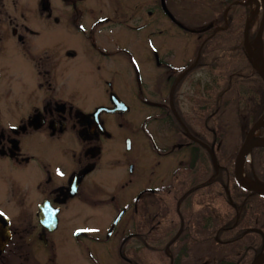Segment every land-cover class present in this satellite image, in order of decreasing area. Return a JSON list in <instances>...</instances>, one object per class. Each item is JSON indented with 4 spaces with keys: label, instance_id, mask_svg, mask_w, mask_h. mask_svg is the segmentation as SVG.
<instances>
[{
    "label": "flooded vegetation",
    "instance_id": "obj_1",
    "mask_svg": "<svg viewBox=\"0 0 264 264\" xmlns=\"http://www.w3.org/2000/svg\"><path fill=\"white\" fill-rule=\"evenodd\" d=\"M169 4L0 0V264L235 263V238L224 239L216 224L205 228L200 214L218 199L208 188L215 176L204 181L201 160L189 174L193 153L187 130L171 126V112L183 125L182 117L189 115L179 98L186 79L207 67H198L199 53L189 65L186 46L177 50L170 38L157 47L156 8L177 27L200 38L203 31L184 27ZM156 68L166 75L147 80ZM131 116L143 118L142 124L124 129ZM156 123L175 131L174 144L157 136ZM189 132L217 153L216 138ZM141 146L152 155L143 166ZM174 154L177 163L163 160ZM213 167L219 174L221 168ZM75 177L82 178L76 192ZM99 181L117 192H83ZM91 196L114 209V220L73 221L95 215L85 204L91 206ZM185 197L191 199L190 212ZM170 214L179 225L164 222ZM261 220V226L251 227L263 232L254 231L263 241L257 254L264 245V209ZM208 229L227 245L223 256H209Z\"/></svg>",
    "mask_w": 264,
    "mask_h": 264
},
{
    "label": "trees",
    "instance_id": "obj_2",
    "mask_svg": "<svg viewBox=\"0 0 264 264\" xmlns=\"http://www.w3.org/2000/svg\"><path fill=\"white\" fill-rule=\"evenodd\" d=\"M221 1H224L226 9L214 17L213 22L210 23L212 26H206L202 32H199L201 34L206 33V36L198 46L197 53H199L200 57L198 67H207L210 70L211 79L206 82L202 81L204 83L196 82V94L189 97L190 108L194 114L182 117L184 125L171 112L172 128L182 133L183 128L193 131L196 130V126H199L202 132L199 135L200 138L204 140L207 138L209 141H213L216 138L217 148H219V143L222 139L219 134L222 119L219 121V115L225 107L233 103V100L229 97L236 95V109L240 113H242L241 110L244 111L245 115H239L238 122L240 126L243 122V137L257 122L262 112H264V81L253 66L244 44V29L250 7L249 5L240 3L246 0ZM235 1H239V3L230 7ZM229 7L228 18L225 19L224 11ZM256 33L257 29L254 32H250L249 38L254 39ZM252 72L254 73V77L260 81V87L250 86L249 83L253 81V77L250 75ZM175 80V78L171 79L170 83L173 84ZM245 131L247 132L245 133ZM187 140L192 145L190 150L193 153V163L189 174H195L197 167L196 160H201L199 164H203L204 181L207 182L210 177L215 176L213 189L210 186L208 187L211 198H225L229 209V213H227L225 219L220 215L216 218L213 213L206 214L203 218L205 228L213 227L216 224L224 239L235 238V253L233 255L235 263L242 253H246L247 250H253L252 247H254L253 255L248 259L252 261L259 252L263 241L260 234L255 232H248L246 234V231L251 227L261 226V211L264 209V196L246 190L236 180L234 168L239 149L237 148L235 153L231 157L225 158V160L220 158V151L217 150L221 171L219 174H216L207 150L200 144L192 142L190 138H187ZM200 152H202V158ZM254 157L259 178L264 181V174L260 172V166L262 163L264 164V147L256 148L254 150ZM226 185H228L231 198L227 194ZM206 187L207 185L205 184L204 188ZM190 200L188 197H185L186 209L189 212L191 206ZM204 234L205 239H208L210 242L211 248H209V251L211 254L209 256H223L227 245L220 244L219 240L215 238V233L210 229L205 230ZM250 237L249 242L252 244L253 239V244L248 248L240 247L241 242ZM232 263L235 264L234 262Z\"/></svg>",
    "mask_w": 264,
    "mask_h": 264
},
{
    "label": "rangeland",
    "instance_id": "obj_3",
    "mask_svg": "<svg viewBox=\"0 0 264 264\" xmlns=\"http://www.w3.org/2000/svg\"><path fill=\"white\" fill-rule=\"evenodd\" d=\"M168 1L170 2V4L168 5L169 11L174 13V15L180 20L181 24L182 25L184 24L183 25L184 27L193 28V29L199 28V27L204 28L210 25V23L213 22L214 17L217 14H219V12L226 9V6L224 7V1H221V0H167V2ZM261 1H262L261 6L259 7L255 16L253 17H251V13L253 11L252 1L251 0L243 1L244 5H249L250 7L249 13L247 14V18H249V22H250V32H254L256 31V29L258 30L260 26V22H261L262 15H263V8H264V1L263 0ZM229 9L230 7L226 11H224L225 19L228 18ZM155 28H156V33H157L156 35L157 47L160 46L159 43L161 42V40L168 39V38L172 39L171 43L172 45H175V48L177 50L186 46L185 52L187 53V56H188L187 60H189L188 61L189 65L192 63L197 53L200 42L206 36V33H204V34H201V38H200L199 34H193L183 28L177 27L175 24H173L167 18H165V16L160 12L158 8H156ZM164 34H172V36L167 37ZM162 49L164 48L161 46V50ZM246 50H247L248 56L250 57L252 61V50L253 49L246 48ZM206 70L208 69L204 68V69H199V70L192 72L189 75V77L186 79V82L183 85V87L181 88L180 97H179L180 104L182 105L184 110H188L187 112L189 115L193 114L192 110L190 109L189 97L196 94V89H195L196 84H197L196 82L200 83L202 81L206 82V80H208L207 75L205 76V74H207ZM162 75L165 76L166 73H163V72L161 73L156 68L155 74H153V77H148L147 80H152V81H154V79L156 81L162 80L163 79ZM250 75H252L253 77V81L251 83L248 82L250 86L260 87L261 86L260 81L254 77V73L252 72ZM151 89H153V86L149 88V90ZM229 98L233 100V103L225 107L220 112V115H219V121L222 119V125H221V128H219V131H220L219 134L221 135L222 139L219 143V148H217V146L216 148L217 150L220 151L219 152L220 158L222 160L223 159L225 160V158L231 157L233 153H235L237 148L239 149L241 147L247 135L246 133L247 131H245L246 135L244 137L242 136L244 133L243 122L241 126L240 124H238L239 115L244 116L245 115L244 111L241 110L242 113H240V111L236 109L237 107L236 95L234 97H229ZM145 113H146V110H145ZM263 115H264V112H262V115L260 117H262ZM137 122L141 125L143 122V118H141L140 120H135L132 118V116L129 117L126 120L124 129H130V128L133 129ZM195 128L198 132L202 134L199 126H196ZM156 132H157V136L161 138V140H163L165 144H168V145L174 144L173 139H174L175 131L170 129L169 126H160L158 125V123H156ZM254 137H257L259 140H264V124H263L262 129L259 128L255 132ZM141 152L143 156L146 155V158H141L140 165L141 166L147 165L148 162H151L152 155L147 157L149 149H147L146 146H141ZM189 153L190 151L188 149V155ZM163 160L166 163H170V164L177 163L179 160V154H174L171 157L165 158ZM255 164H256V161H255V157L253 153V156L249 157L244 163L243 169L245 172V177L249 181L254 182V183H259L261 182L260 181L261 179L259 178L258 169L255 166ZM59 168L60 166L57 167V171L61 172ZM260 172L264 174V164L263 163L260 166ZM83 192H95L93 195H96V194H103L104 192H107L108 194H114L117 191L115 188H112V189L105 188L104 185L101 184L99 181V182H95V185L92 184L91 188L90 187L85 188ZM228 192L230 193L229 188H228ZM96 197L97 196H91V199H92L91 206L88 203H85L87 204V207L90 208V212L95 215L76 216L73 218V221L76 224H79L80 222H82L85 225H88V224L96 225V224H102V222H104L106 219L107 220L104 222V224H108L110 220H114L116 216L114 209H112L111 206L106 204L104 200L99 201ZM226 202L227 201L225 200V198L220 197L217 199L215 203H210L206 205L205 207H203V209H200V214L201 215L203 214V217L206 214H210V213H213L214 215H216V213L213 211L214 209L218 213V215L216 216L219 217L220 215L222 217L224 214L229 213V209L227 207ZM170 219H172V221L175 224L179 225L180 220L178 219L176 214L175 215L170 214V216L165 218L164 222L169 224ZM250 239L251 237L243 240L240 244L241 245L240 247L248 248L250 245H252L253 243L251 244L249 242ZM252 248L253 250H247L246 253H242L239 256L238 260L242 261L241 264H244L249 259L250 256L252 257L253 252H254V247ZM194 256H196V253H194ZM213 262H215V259H213Z\"/></svg>",
    "mask_w": 264,
    "mask_h": 264
},
{
    "label": "water",
    "instance_id": "obj_4",
    "mask_svg": "<svg viewBox=\"0 0 264 264\" xmlns=\"http://www.w3.org/2000/svg\"><path fill=\"white\" fill-rule=\"evenodd\" d=\"M264 1V0H263ZM238 3V1L234 2L231 4L234 5ZM243 4V3H242ZM230 6V7H231ZM249 30H250V22H249V18H247L246 21V25H245V29H244V44L245 47L247 49H253L252 50V64L255 67V69L257 70V72L259 73V75L261 76V78L264 81V70L262 69L257 55L259 52V49L261 48V54L263 57V61H264V41H263V35H264V8H263V15H262V19L260 22V26L257 30L256 36L253 40V42L250 41L249 38ZM118 105H122V102H118ZM264 115L256 122V124H254L252 126V128L249 130V132L247 133V136L244 140V143L242 144L241 148L239 149L236 159H235V176L236 179L238 181V183L245 188L246 190L252 191L254 193L260 194L264 196V183H253L250 182L249 180H247L245 178L244 175V170H243V166L245 161L248 159L249 156H252L253 150L255 148L258 147H264V140H259L257 137H254V133L256 132L257 129L260 128L261 126V120L263 119ZM187 135L189 138H191L192 140L196 141L197 143H199L201 146L205 147L211 154L212 160H213V164L215 166L216 169H218L220 166L218 164V159H217V155H216V150H215V146L212 145H208L207 143H205L204 141H202L201 139L195 138L193 137L190 132L187 129ZM85 172H87V170H85ZM82 178H74L72 179L71 183L72 186L74 187V191H77V188L81 182ZM228 190V189H227ZM74 192V193H75ZM228 196L229 198H231L230 193L228 192ZM122 216V213L119 214L118 218L116 219V222L120 219V217ZM115 222V223H116ZM250 231H255V232H260L263 233L260 229L258 228H250L246 231V233L250 232ZM251 264H264V245L262 247V250L260 251V253L258 255L255 256V258L253 259Z\"/></svg>",
    "mask_w": 264,
    "mask_h": 264
},
{
    "label": "bare ground",
    "instance_id": "obj_5",
    "mask_svg": "<svg viewBox=\"0 0 264 264\" xmlns=\"http://www.w3.org/2000/svg\"><path fill=\"white\" fill-rule=\"evenodd\" d=\"M251 1H252V5H253V11L251 13V17H253V16H255L257 10L261 6L262 1L261 0H251ZM257 58H258V61L261 65L262 69L264 70V61H263V57L261 54V48L259 49ZM261 124H264V118L261 120Z\"/></svg>",
    "mask_w": 264,
    "mask_h": 264
},
{
    "label": "snow or ice",
    "instance_id": "obj_6",
    "mask_svg": "<svg viewBox=\"0 0 264 264\" xmlns=\"http://www.w3.org/2000/svg\"><path fill=\"white\" fill-rule=\"evenodd\" d=\"M63 175V173H61ZM79 231H95L94 229H80Z\"/></svg>",
    "mask_w": 264,
    "mask_h": 264
}]
</instances>
